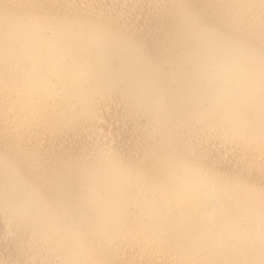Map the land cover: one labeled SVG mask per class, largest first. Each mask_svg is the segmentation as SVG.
I'll return each mask as SVG.
<instances>
[{"label": "bare ground", "instance_id": "6f19581e", "mask_svg": "<svg viewBox=\"0 0 264 264\" xmlns=\"http://www.w3.org/2000/svg\"><path fill=\"white\" fill-rule=\"evenodd\" d=\"M0 264H264V0H0Z\"/></svg>", "mask_w": 264, "mask_h": 264}]
</instances>
